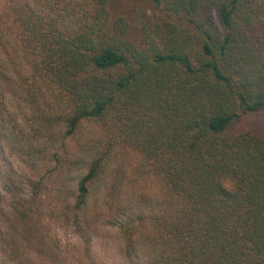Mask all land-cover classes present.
Wrapping results in <instances>:
<instances>
[{
	"label": "trees",
	"instance_id": "16d2710c",
	"mask_svg": "<svg viewBox=\"0 0 264 264\" xmlns=\"http://www.w3.org/2000/svg\"><path fill=\"white\" fill-rule=\"evenodd\" d=\"M260 115L264 0H0L5 262L70 264L48 220L77 264L108 227L126 264H264Z\"/></svg>",
	"mask_w": 264,
	"mask_h": 264
},
{
	"label": "rangeland",
	"instance_id": "374dc122",
	"mask_svg": "<svg viewBox=\"0 0 264 264\" xmlns=\"http://www.w3.org/2000/svg\"><path fill=\"white\" fill-rule=\"evenodd\" d=\"M250 122L260 127H264V115L251 118ZM24 162L23 158L19 156H14L10 160V166L13 172L11 180L15 183L14 188L16 189L17 194H19L21 198H28L31 190L26 182V175H29V170ZM42 230L46 236L49 237V240L58 242L63 255L70 264H77L76 262L81 259V241L76 235L48 220L44 222ZM11 252L12 251L8 249L5 253L8 255ZM92 255L98 264H126L120 243L114 230L110 227L105 228L97 237L93 238ZM17 256L20 258L19 261H17L20 264H49V262L44 263L35 255L28 254L22 249L20 256ZM3 259L5 258H3V254L0 251V264H15L12 262H5L6 259Z\"/></svg>",
	"mask_w": 264,
	"mask_h": 264
}]
</instances>
